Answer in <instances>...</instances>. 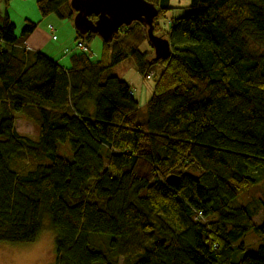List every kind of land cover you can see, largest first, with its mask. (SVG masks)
I'll use <instances>...</instances> for the list:
<instances>
[{
    "label": "trees",
    "instance_id": "obj_1",
    "mask_svg": "<svg viewBox=\"0 0 264 264\" xmlns=\"http://www.w3.org/2000/svg\"><path fill=\"white\" fill-rule=\"evenodd\" d=\"M145 1L158 10L153 35L169 44L160 59L134 22L102 41L96 61L93 34L75 31L86 51L63 67L25 47L37 23L16 35L0 18V242H34L45 215L57 264H118L139 232L152 239L122 264H264V246L241 242L248 231L264 238V194L259 224L250 201L238 202L264 186V0ZM36 7L41 18L74 14L69 0ZM174 9L183 14L162 29L156 19ZM127 59L152 74L141 120L132 87L105 75ZM15 115L37 140L15 131ZM66 142L70 159L57 154Z\"/></svg>",
    "mask_w": 264,
    "mask_h": 264
},
{
    "label": "rangeland",
    "instance_id": "obj_2",
    "mask_svg": "<svg viewBox=\"0 0 264 264\" xmlns=\"http://www.w3.org/2000/svg\"><path fill=\"white\" fill-rule=\"evenodd\" d=\"M187 4L186 0H171L172 6L183 7ZM6 13L9 21L14 25L15 34L19 35L25 20L37 23V28L29 36L30 39L25 41V47L31 52H44L51 58H55L59 65L69 67L71 65V56L77 51L75 45V29L72 19L67 17L58 18L51 14L41 18L36 7V0H10L7 5L0 0V18ZM183 10H168L156 19V23L164 30H167L168 21L180 17ZM52 27L53 32L49 30ZM55 36V40H52ZM88 56L92 61L100 58L102 51V40L93 35L87 42ZM42 50V51H41ZM140 52L148 50L147 44L140 46ZM154 57V53L152 55ZM152 69L159 72L161 64L156 63ZM106 76H116L136 90L135 99L139 106V119L141 120L146 113L145 104L150 97L153 88V81L142 78L134 68V64L127 59L117 65L111 67ZM88 104L93 107L92 102ZM14 129L21 135L28 136L32 140H37V128L29 120L20 115H15ZM57 154L67 159L71 158V150L69 142L58 144ZM45 163H47L45 161ZM264 194V186L262 180L249 192L247 196L240 197L238 202L250 201V206L256 209L253 222L259 224L262 220V213L257 205V200L262 199ZM157 227L165 230L163 225L155 218H151ZM166 231V230H165ZM152 237L143 235L140 232L130 236L120 249L118 256V264H122L124 257L132 256L133 252H140L142 246L151 240ZM243 249L246 252H255L259 246H264V238L259 237L253 231H248L241 239ZM0 264H57L54 254V233L51 230L47 216L41 219V228L36 240L29 244H9L0 242Z\"/></svg>",
    "mask_w": 264,
    "mask_h": 264
},
{
    "label": "water",
    "instance_id": "obj_3",
    "mask_svg": "<svg viewBox=\"0 0 264 264\" xmlns=\"http://www.w3.org/2000/svg\"><path fill=\"white\" fill-rule=\"evenodd\" d=\"M69 7L74 13V29L80 35L91 33L103 42H109L122 27L138 22L147 27V38L153 47L154 58L160 59L169 53L168 41L152 33L158 10L145 0H69ZM90 16L95 19L91 20ZM170 181L167 179V182Z\"/></svg>",
    "mask_w": 264,
    "mask_h": 264
},
{
    "label": "built area",
    "instance_id": "obj_4",
    "mask_svg": "<svg viewBox=\"0 0 264 264\" xmlns=\"http://www.w3.org/2000/svg\"><path fill=\"white\" fill-rule=\"evenodd\" d=\"M49 30L51 31V33L53 32L52 27H49ZM52 39H54V36H52ZM74 48H75L76 50H80V51H83V52L86 51V46H85V44H84L83 42H81V41H77V42H75ZM151 75H152V74L149 73V74L147 75V79H150V78H151ZM197 217H199V214H198V213H197L196 218H197Z\"/></svg>",
    "mask_w": 264,
    "mask_h": 264
},
{
    "label": "crops",
    "instance_id": "obj_5",
    "mask_svg": "<svg viewBox=\"0 0 264 264\" xmlns=\"http://www.w3.org/2000/svg\"><path fill=\"white\" fill-rule=\"evenodd\" d=\"M30 39V37L27 38V41ZM54 40H55V36H54ZM42 51V50H41ZM44 53V52H43ZM51 58V57H50ZM52 60L56 61L58 63V61L55 58H51ZM59 64V63H58ZM128 83V82H127ZM129 84V83H128ZM130 85V84H129ZM133 91H134V96L136 94V90L134 87H132Z\"/></svg>",
    "mask_w": 264,
    "mask_h": 264
}]
</instances>
